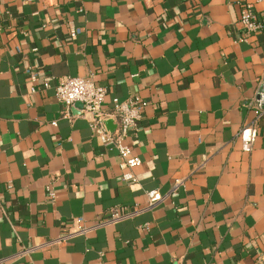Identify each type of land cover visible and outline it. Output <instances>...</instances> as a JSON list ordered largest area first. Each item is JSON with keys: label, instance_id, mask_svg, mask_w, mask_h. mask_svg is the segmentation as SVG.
Segmentation results:
<instances>
[{"label": "crops", "instance_id": "0c3cea01", "mask_svg": "<svg viewBox=\"0 0 264 264\" xmlns=\"http://www.w3.org/2000/svg\"><path fill=\"white\" fill-rule=\"evenodd\" d=\"M243 2L264 21V0H0V264H264V118L250 154L241 135L264 32L245 40ZM68 78L106 88L107 113L145 102L138 183L84 110L66 118Z\"/></svg>", "mask_w": 264, "mask_h": 264}, {"label": "built area", "instance_id": "2783aa9c", "mask_svg": "<svg viewBox=\"0 0 264 264\" xmlns=\"http://www.w3.org/2000/svg\"><path fill=\"white\" fill-rule=\"evenodd\" d=\"M24 4H33L36 0H22ZM242 10L240 16V25L245 32V40L252 36H257L264 32V21L260 20L254 6L250 3H241ZM82 33L81 29L71 28L70 36L77 37ZM37 52V49L33 50ZM26 73L32 84L31 93L35 94L40 90L50 89L48 82H39V73L28 67ZM108 90L104 87L98 86L93 78H68L60 82L56 87L57 101L63 105L66 110V118H72L70 111L75 108L77 104H83L84 113L90 117V128L95 137L106 147H113L117 150L121 159V169L123 170L122 182L128 185L138 183L135 170L142 166V160L136 156L132 148L127 144L138 138V125L145 116V102L139 96H131L125 102L120 103L118 100L114 101V108L111 112H105V98ZM249 107L255 113V119L252 123L243 128L242 135V149L243 152L250 154L253 151L255 141L258 137V123L264 118V82L259 80L257 98L255 102ZM111 120L115 124V130H110L107 127V121ZM56 125V123L54 124ZM176 188L185 187L183 180L176 181ZM11 188V187H9ZM53 193L49 192L50 198ZM148 203L147 210L155 208L158 204L165 200L164 196L158 191L147 193ZM129 218V215L122 212L121 208H114L111 212V224L118 223L124 219ZM82 221V220H80ZM107 222L100 223L97 227L106 225ZM28 252V251H27Z\"/></svg>", "mask_w": 264, "mask_h": 264}, {"label": "water", "instance_id": "95a60500", "mask_svg": "<svg viewBox=\"0 0 264 264\" xmlns=\"http://www.w3.org/2000/svg\"><path fill=\"white\" fill-rule=\"evenodd\" d=\"M75 108L76 109H81V110H84V106H83V104H77L76 106H75ZM114 122L113 121H111V120H108L107 121V127L111 130V125L113 124Z\"/></svg>", "mask_w": 264, "mask_h": 264}]
</instances>
